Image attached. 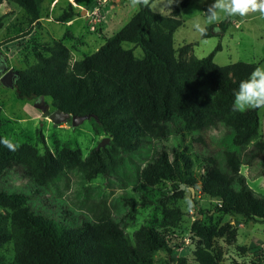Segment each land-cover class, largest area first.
Returning <instances> with one entry per match:
<instances>
[{"label":"trees","instance_id":"trees-1","mask_svg":"<svg viewBox=\"0 0 264 264\" xmlns=\"http://www.w3.org/2000/svg\"><path fill=\"white\" fill-rule=\"evenodd\" d=\"M9 1L22 8L32 24L39 22L42 0ZM4 2L0 0V5ZM189 2L184 0L181 8ZM139 5L128 23L95 53L71 65V51L55 41L43 47L34 65L19 71L15 89L20 100L50 98L55 110L92 115L113 144L108 158L94 150L84 161H68L57 159L48 149L39 155L31 145L12 143L9 149L0 143V207L5 212L0 214V247L13 243L12 264H152L157 251L171 252L166 234L155 226H142L130 239L108 208L90 214L66 208L65 219L56 221L43 207L64 201L56 184L65 169L91 180L129 163L144 187L163 180L197 187L196 181L187 178L193 166L188 155L164 149L149 162L145 151L155 142L185 134L205 143L203 136L212 119L231 131L233 145L246 155L242 158L225 148L205 154L200 192L218 203L217 212L264 222V194L256 193L241 171L244 165L251 179L264 176L261 109L232 110L234 92L257 65H217L214 58L220 44L206 58H187L191 45L174 47V34L184 24L180 8L163 16L144 0ZM76 16L69 8L58 21L70 22ZM229 26L227 21L211 25L203 37L221 35ZM125 43L140 47L144 56L137 58L124 48ZM197 227L201 245L193 253L194 261L220 264L212 241L222 233ZM179 264L187 260L182 258Z\"/></svg>","mask_w":264,"mask_h":264},{"label":"rangeland","instance_id":"rangeland-1","mask_svg":"<svg viewBox=\"0 0 264 264\" xmlns=\"http://www.w3.org/2000/svg\"><path fill=\"white\" fill-rule=\"evenodd\" d=\"M140 1L42 0L40 20L32 24L22 8L5 0L0 5V66L23 71L37 62L45 45L55 41L69 48L73 65L84 56L95 53L107 39L118 33L138 12ZM183 1L178 0L171 11L164 9L161 13L165 0H147L152 10L163 16H170L175 8H180L184 24L174 34L176 50L191 45L187 58L202 59L212 54L220 44L221 50L214 58L219 66L237 62L256 64L257 67L264 64V16L258 11L245 17L222 15L218 23L229 22V29L221 35L204 38L195 26L201 24L206 29L218 24L205 25V12L212 0H207V3L190 0L186 8H181ZM69 8L74 9L77 16L70 22H59V17ZM28 31L31 33L25 36ZM123 46L132 50L137 58L144 56L142 49L135 44L125 43ZM0 106V136L16 146L31 145L39 155L48 149L57 159L76 161L79 158L84 161L103 140L109 139V145L98 152L107 158L111 154L112 138L94 119L75 128L70 123L58 125L51 122L49 117L56 110L50 98H44L43 102L38 99L20 100L15 88H6L0 82ZM260 117L261 139L264 141L263 110ZM203 137L205 143H196L192 134H185L155 142L145 151L149 162L164 149L169 154H172V149H178L183 155H188L193 166L187 178L196 181L197 187L181 184L179 180H163L154 187H144L129 163L109 175L97 174L91 180L84 179L78 171L65 169V174L56 184L64 201L53 202L43 208L56 221L65 219L66 208H76L81 214L108 208L130 239L142 226L159 228L166 234L171 252L157 251L152 264H179L182 258L187 260V264H197L193 256L201 245L197 226L215 228L222 233L212 241L220 264H264V222H247L242 216L217 212L218 203L200 192L205 154L217 150L220 153L225 148L237 151L244 158L246 152L233 145L231 131L224 129L216 119H212ZM241 171L248 177L249 186L256 193L264 194V176L251 179L244 165ZM179 193L182 198L177 199ZM188 200H191V207ZM1 213L5 212L0 207ZM13 259V243L0 247V264H12Z\"/></svg>","mask_w":264,"mask_h":264},{"label":"clouds","instance_id":"clouds-1","mask_svg":"<svg viewBox=\"0 0 264 264\" xmlns=\"http://www.w3.org/2000/svg\"><path fill=\"white\" fill-rule=\"evenodd\" d=\"M207 3V0H203ZM147 3V0H145ZM178 0H165L161 7V13L164 9L171 11L173 5L177 4ZM259 12L264 16V0H212L208 4L205 19V25L218 23L222 15L226 17H245L250 12ZM196 29L200 33L205 32V27L201 24H196ZM207 43V41H204ZM234 101L232 103V110L234 112L244 113L249 110L261 109L264 110V64L256 67L250 76L242 80L239 84L238 90L234 92ZM5 147L12 149V143L3 139L0 140ZM188 206L191 207V200L187 201Z\"/></svg>","mask_w":264,"mask_h":264},{"label":"water","instance_id":"water-1","mask_svg":"<svg viewBox=\"0 0 264 264\" xmlns=\"http://www.w3.org/2000/svg\"><path fill=\"white\" fill-rule=\"evenodd\" d=\"M85 12V11H84ZM0 82L1 84L6 87V88H11L14 89L15 88V80L19 77V71H15V70H7V66L6 68H0ZM40 102L44 101V97H41ZM36 107L39 109H42L41 106H39L38 104H36ZM49 119L51 120V122H53L54 124H71L72 127H77L81 124H83L85 121H89L91 119H95L94 116L92 115H87V116H75V115H71L69 113L60 111V110H56L50 117ZM106 145H109V139L103 140L96 148V151H100V149L104 148Z\"/></svg>","mask_w":264,"mask_h":264},{"label":"flooded vegetation","instance_id":"flooded-vegetation-1","mask_svg":"<svg viewBox=\"0 0 264 264\" xmlns=\"http://www.w3.org/2000/svg\"><path fill=\"white\" fill-rule=\"evenodd\" d=\"M0 68H1V69H2V68H6V66H5V65H1Z\"/></svg>","mask_w":264,"mask_h":264},{"label":"crops","instance_id":"crops-1","mask_svg":"<svg viewBox=\"0 0 264 264\" xmlns=\"http://www.w3.org/2000/svg\"><path fill=\"white\" fill-rule=\"evenodd\" d=\"M263 138H264V135H263ZM246 176V175H245ZM247 177V176H246ZM248 178V177H247Z\"/></svg>","mask_w":264,"mask_h":264}]
</instances>
